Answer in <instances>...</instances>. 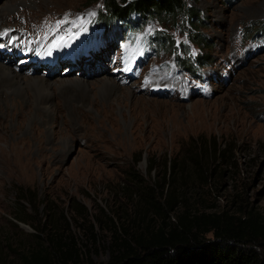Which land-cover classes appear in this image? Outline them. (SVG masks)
<instances>
[{
  "label": "rangeland",
  "instance_id": "1",
  "mask_svg": "<svg viewBox=\"0 0 264 264\" xmlns=\"http://www.w3.org/2000/svg\"><path fill=\"white\" fill-rule=\"evenodd\" d=\"M84 3L0 0V62L50 83L36 96L16 93L21 112L11 102L0 109V264H21L49 236L66 257L80 251L69 264H104L114 228L149 236L180 214L264 226V0H187L200 12L203 45L187 24L151 18L103 34L102 1ZM164 31L174 53L159 46ZM197 54L209 63L184 71L177 56ZM40 96L55 109L26 108ZM214 149L224 157L198 174L194 160L208 165ZM173 158L167 185L163 166ZM132 173L172 193L174 211L156 214Z\"/></svg>",
  "mask_w": 264,
  "mask_h": 264
},
{
  "label": "trees",
  "instance_id": "2",
  "mask_svg": "<svg viewBox=\"0 0 264 264\" xmlns=\"http://www.w3.org/2000/svg\"><path fill=\"white\" fill-rule=\"evenodd\" d=\"M98 0H85V5L92 4ZM103 10L98 13L97 27L102 29L103 34H107L112 27L122 22L128 25L135 22L134 18L140 21L147 18L155 19L163 24L181 25L185 24L191 30L190 41L196 44H208L204 36L199 32L201 23L200 12L188 5L187 0H101ZM193 31V32H192ZM172 35L165 31L160 35L159 46L163 48L176 47ZM174 53V50H173ZM180 67L191 74L198 72L202 64H208L207 54H197L193 58L189 55H178ZM200 67V68H201ZM196 72V73H197ZM136 162L142 160L143 152L137 154ZM208 165L202 166V158L194 160L196 172L202 174V170L208 167L213 169V165L218 159L224 157V150H209ZM163 166L164 182L167 185L172 181L171 175L178 167L176 159H168ZM199 163V165H197ZM154 161L148 156L147 168L152 171L155 168ZM203 168L200 170V168ZM139 184L143 185V180L136 173L131 174ZM157 186L143 185L141 192L144 193V200L152 204L155 213L158 215L168 214L174 211L172 193L167 197L163 196V191L156 192ZM144 190V191H143ZM146 192V193H145ZM19 200H26V197L19 195ZM177 221H171L169 229L158 228L149 236L132 233L131 236H122L114 228L113 242L110 245L111 254L104 264H264V250L257 251L256 248H245L238 246L241 243H253L263 248L264 246V226L260 223L238 220L237 223L225 221L223 215H200L188 218L183 214L178 215ZM126 232L125 229H123ZM213 233L219 241L209 242L205 240V235ZM39 238V235L36 234ZM47 246L40 249L31 250L22 255L21 264H69L68 259H78L81 255L75 253L66 257V251L60 246L51 244L52 237L49 236Z\"/></svg>",
  "mask_w": 264,
  "mask_h": 264
},
{
  "label": "bare ground",
  "instance_id": "3",
  "mask_svg": "<svg viewBox=\"0 0 264 264\" xmlns=\"http://www.w3.org/2000/svg\"><path fill=\"white\" fill-rule=\"evenodd\" d=\"M1 14H3V15H1ZM0 15H1V17H3L6 14L3 11V12L0 13ZM0 27H1V25H0ZM76 83H77V85L78 84L80 85V83H83L84 84L85 81L78 79V80H76ZM103 85H104V87H108L110 89L109 90L110 93H112V91L117 87L116 83L113 82V81H111V80H105L103 82ZM49 86H50V83L49 82L44 81L43 79H40L39 77L38 78H31L30 80H27V81L26 80H23V78H20L16 72L12 71V68H10L6 64H3V63L0 62V109L7 102H11L13 105H16V106H19L18 104H20V103L22 104V102H23L22 100H19V99H17V98L14 97V95L16 93H19V92L20 93H23L22 96H25L26 97V96H28V92L29 93L32 92L34 94V96H36L35 91H34V88H35V90H36V88L37 89H40V90L41 89L43 90V89H47ZM47 91H49V90H47ZM42 93L43 92H41V94ZM19 95H21V94H19ZM7 96H8V99L7 100H4V99L7 98ZM44 96H46V95H44ZM25 97H24V99H26ZM41 97L42 96H40L39 98H37V100L35 99V101L31 105H28L26 108L33 107V108L38 109V110L47 109V110L53 111L55 108L52 109V103H51V101L49 102V99L48 98H41ZM50 97L51 96H49V98ZM77 99H78V97L75 99V101L77 103H79L77 101ZM23 106L24 105L19 106L21 108L20 112L23 110V108H22ZM24 138L25 137L19 139V142L21 140H25Z\"/></svg>",
  "mask_w": 264,
  "mask_h": 264
}]
</instances>
